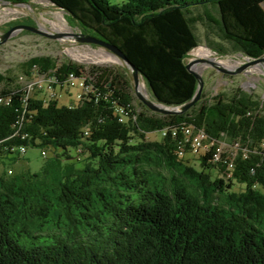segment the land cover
Returning a JSON list of instances; mask_svg holds the SVG:
<instances>
[{
	"label": "trees",
	"instance_id": "1",
	"mask_svg": "<svg viewBox=\"0 0 264 264\" xmlns=\"http://www.w3.org/2000/svg\"><path fill=\"white\" fill-rule=\"evenodd\" d=\"M49 1L123 51L151 97L171 107L198 90L186 67L204 21L193 10L218 6L219 18L205 17L221 40L264 55V0ZM22 65L26 78L33 68L58 83L75 73L97 89L71 106L38 93L25 100V84L0 73V97L10 99L0 103V156L18 160L10 148L20 145L55 154L37 172L0 173V264H264V100L237 87L160 114L141 100L138 109L128 75L113 66L51 55ZM184 124L240 148L219 162L211 148L200 168L189 165L178 154ZM153 132L161 138L148 139ZM72 148L87 153L82 165Z\"/></svg>",
	"mask_w": 264,
	"mask_h": 264
},
{
	"label": "rangeland",
	"instance_id": "2",
	"mask_svg": "<svg viewBox=\"0 0 264 264\" xmlns=\"http://www.w3.org/2000/svg\"><path fill=\"white\" fill-rule=\"evenodd\" d=\"M206 11L216 18L219 16L212 6L206 8L203 6L193 10L195 14H201L204 21L200 20L195 23V31L199 35L200 44L189 53L186 59L187 63L195 61L193 68L201 73L204 78L203 92L205 98H211L220 92L232 91L237 87H241L246 92L259 96L260 99L264 100V60L239 71L250 59L241 51L234 50L229 41L221 40L222 34L218 31V28L206 19ZM59 15L63 16L61 20L57 21L61 27L60 30L51 23V20L57 19ZM23 23L38 27L43 33L21 29L16 30L12 35L10 34L7 40H0V73L10 75L14 80L25 84L26 77L22 63L36 55H51L58 62L69 60L70 62L84 64L86 67L93 64L113 66V68H118L128 75L133 94L136 96L134 104L139 110L143 109L139 102L140 99L135 94L133 75L125 64L126 62L105 46L97 43H84L79 40L75 34L81 35L82 30L70 20L66 11L57 8L49 0H30L28 2L0 0V36L10 27ZM220 49L224 51H220ZM199 50H202L205 54H200ZM209 60L217 62L231 72H220L208 62ZM140 90L142 94L152 98L143 77L140 78ZM39 91H36L39 96L44 95V89ZM77 91H79L78 88H72L69 96L61 92L58 98L60 105L77 104L79 100ZM159 138H161L160 132H153L148 137V139L155 140ZM224 148H229V145L224 146ZM77 150L72 148L69 151L70 155L73 156L71 161L82 165L87 159V153H81ZM48 152V157H54L55 154L51 149H48ZM201 154H204V150ZM201 154H185L183 159L189 165L200 168L199 156ZM46 161L47 158L42 156V149L32 147L23 156H19L18 160L0 156V173L8 172L9 169L13 170L11 171L13 174H19L26 170L37 172ZM242 186L243 184L236 183L233 188L239 190Z\"/></svg>",
	"mask_w": 264,
	"mask_h": 264
},
{
	"label": "built area",
	"instance_id": "3",
	"mask_svg": "<svg viewBox=\"0 0 264 264\" xmlns=\"http://www.w3.org/2000/svg\"><path fill=\"white\" fill-rule=\"evenodd\" d=\"M21 79L24 80L23 78ZM25 86V100H27V98L31 95L35 94L36 91L44 89V95H40V98H42L45 103H49L51 100H58L61 92L66 93L69 96L72 88H78L79 91H77V98L79 99V102L82 97L88 96L90 93H94L97 89L93 84L86 82V76H77L75 73H70L63 83H58L53 76L40 75L36 68H33L30 78H26ZM4 100H7V102L10 101L9 98L4 99L0 97V103ZM182 132L184 133L185 138L179 146V156L185 155V145L190 147L191 154H201L203 150L205 154L208 150L214 148L215 154H213L212 160L214 162H219L221 161V155H223L224 152L229 151L235 155L240 148L238 141L230 144L224 140L215 139L214 137L207 134L203 129H195V127L191 125L184 124L182 126ZM165 133L166 131L163 130L162 134ZM173 136H177L176 129L173 131ZM227 145H229L230 149L224 148V146ZM261 147L264 151V141L262 142ZM28 149L29 147L25 145L10 148L11 151H16L22 156L27 152ZM244 152L246 154L247 150L244 149ZM48 154V150L42 149V156L47 157ZM224 162H227L228 164L229 173H227V175L230 177L231 170L234 169L233 158L228 157V160L225 159ZM11 171L12 169L8 171L9 174Z\"/></svg>",
	"mask_w": 264,
	"mask_h": 264
},
{
	"label": "water",
	"instance_id": "4",
	"mask_svg": "<svg viewBox=\"0 0 264 264\" xmlns=\"http://www.w3.org/2000/svg\"><path fill=\"white\" fill-rule=\"evenodd\" d=\"M21 29H26V30H30L32 32H36V33H40L42 34L43 32L40 30V28L38 27H34L31 25H26V23L23 24H17L13 27H10L9 30H7L3 35L0 36V40L1 41H5L8 39V37L10 36V34L12 35V33H14L16 30H21ZM75 36L77 38H79V40L83 41L84 43H97L101 46H105L107 47L109 50L113 51L116 55L120 56L126 63V65L128 66V68L131 70L132 75H133V80H134V86H135V91H136V95L137 97L146 105L149 107V109L155 111L156 113H161V114H179V113H183L185 111H187L188 109H190L201 97L202 93H203V89H204V78L202 76L201 73L197 72L194 68L193 65L195 64V61L193 62H189L187 63L186 67L187 69L193 73L195 75V77L198 79V90L196 95L193 96V98L188 101L187 103L185 102L182 105L179 106H168V105H164V104H160L158 102H156V100L154 98H149L146 95L142 94V91L140 90V78H142V74L140 73V71L138 70V68L132 64V62L128 59V57L126 56V54L121 51L117 46H115L114 44L104 41L102 39H99V37L97 36H93V35H85V34H75ZM248 59H250L249 62L245 63L240 69L239 71H241L243 68H247L250 67L253 64H257L260 61L262 62L264 60V55L258 58H252L253 60H251V58L247 57ZM208 62H210L212 65H214V67L217 68V70H219L220 72H224V73H228L231 72L229 69L221 66L220 64H218L215 61L209 60Z\"/></svg>",
	"mask_w": 264,
	"mask_h": 264
},
{
	"label": "bare ground",
	"instance_id": "5",
	"mask_svg": "<svg viewBox=\"0 0 264 264\" xmlns=\"http://www.w3.org/2000/svg\"><path fill=\"white\" fill-rule=\"evenodd\" d=\"M62 15H63V14H62ZM62 17H63V16L59 15V16L57 17V19H55V20L52 19V20H51V23L54 24L55 27H56L57 29H59V30L61 29V27L59 26V24L57 23V21H58V20H61ZM46 20H47V19H46ZM199 53L202 54V55L205 54V53L202 52V50H199ZM142 86H143V85H142ZM144 89H145V88H144Z\"/></svg>",
	"mask_w": 264,
	"mask_h": 264
},
{
	"label": "crops",
	"instance_id": "6",
	"mask_svg": "<svg viewBox=\"0 0 264 264\" xmlns=\"http://www.w3.org/2000/svg\"><path fill=\"white\" fill-rule=\"evenodd\" d=\"M213 9H216V11L218 12V18L220 17V13H219V9H218V6H212Z\"/></svg>",
	"mask_w": 264,
	"mask_h": 264
},
{
	"label": "clouds",
	"instance_id": "7",
	"mask_svg": "<svg viewBox=\"0 0 264 264\" xmlns=\"http://www.w3.org/2000/svg\"><path fill=\"white\" fill-rule=\"evenodd\" d=\"M9 170H10V169H9ZM9 170H8V171H9ZM12 171H13V170H12ZM8 173H9V172H8ZM12 174H13V173H12Z\"/></svg>",
	"mask_w": 264,
	"mask_h": 264
}]
</instances>
